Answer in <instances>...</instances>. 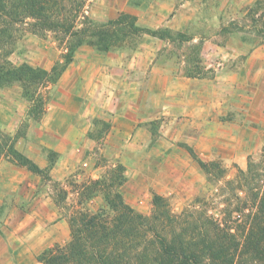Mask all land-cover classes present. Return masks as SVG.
Masks as SVG:
<instances>
[{"label":"rangeland","instance_id":"1","mask_svg":"<svg viewBox=\"0 0 264 264\" xmlns=\"http://www.w3.org/2000/svg\"><path fill=\"white\" fill-rule=\"evenodd\" d=\"M83 2L78 26L84 16L106 24L129 15L140 27L171 30L182 41L124 37L110 29L115 37L106 38V50L84 42L59 81L39 88L45 102L40 121L28 118L31 103L19 85L0 88V132L15 150L22 153L17 142L27 144L30 130L36 145L55 143L57 131L75 134L70 171L60 176L51 170L57 151L41 148L50 169L39 176L5 148L0 264H42L44 251L68 245L72 216L107 210L95 182L118 176L109 191L120 192L135 211L150 216L154 195H160L186 226L204 228L212 220L241 239L254 192L246 191L239 171L252 160L257 176L264 174V0ZM71 41L25 27L9 60L50 70L64 60ZM194 156L218 163L222 177L216 170L208 176ZM14 178L25 183L21 193L3 196ZM257 184L264 189L260 181L248 188ZM61 220L68 235L52 229Z\"/></svg>","mask_w":264,"mask_h":264},{"label":"trees","instance_id":"2","mask_svg":"<svg viewBox=\"0 0 264 264\" xmlns=\"http://www.w3.org/2000/svg\"><path fill=\"white\" fill-rule=\"evenodd\" d=\"M71 1L0 0V88L19 85L23 97L31 103L28 118L34 121H40L44 114L45 102L37 94L39 88L59 81L74 61L77 48L84 42L95 41L100 49L106 50L110 45L106 38L115 37L110 29L124 37L148 35L161 40H181L180 35L171 30L140 27L129 15H121L106 24L92 22L83 15L78 26L84 2L81 0L71 5ZM25 27L35 34L52 32L63 40H72L64 60L50 70L27 63L13 65L9 56L14 38ZM2 137L0 132V160L7 147L18 165L44 176L50 166L41 169ZM194 158L208 176H213L215 170L221 177L224 174L218 163ZM253 167L254 162L249 160L247 171H239V180L244 183L246 191L254 192L251 200L254 211L248 215V230L241 239L230 232L226 234L209 219L210 223L204 228L186 226L182 215H174L169 203L160 195H154V210L150 216L135 211L126 204L120 192L109 191L118 176L113 181L95 182L96 189L103 194L107 210L95 214L79 212L72 216L68 245L44 251L38 260L42 264H264V189L262 184L248 188L251 182L263 183L264 174L257 176Z\"/></svg>","mask_w":264,"mask_h":264},{"label":"crops","instance_id":"3","mask_svg":"<svg viewBox=\"0 0 264 264\" xmlns=\"http://www.w3.org/2000/svg\"><path fill=\"white\" fill-rule=\"evenodd\" d=\"M50 119H51V116L48 118V121H50ZM58 133L60 135H57ZM53 134L54 136L52 140L55 143L50 145V144H46L43 140V142L41 141L39 142V144L36 145L35 143L37 140L35 139H37V137H35L34 131L30 130L28 134L29 142L25 144V139H24V143H22V140L20 139L17 142L16 146L28 158L33 160L41 169H45L48 166V162L42 155L41 148L43 146L44 147L47 146L48 149L57 151L59 153V159L57 160L55 165H53L51 170L53 174H56V175L58 174L60 176V175L65 174L67 171L68 172L70 171V168L68 166V158L70 157V154L72 153V151L75 150L74 149L75 148V134L73 133V134L65 135L64 133H61V131H57ZM40 136H42V134ZM24 186H25V183L22 180H19V179L16 180V178H14V180H11V184L8 186L10 188L8 190H3V196H5V194L11 195V196L19 195V193H21L20 188L21 187L24 188ZM29 186H32V184L29 183L27 187ZM52 214L56 215L54 211H52ZM59 228H63L64 232L68 235L69 225L67 224L66 221L61 220L55 223L52 227L54 232H56ZM22 243L20 244V249L23 248Z\"/></svg>","mask_w":264,"mask_h":264}]
</instances>
